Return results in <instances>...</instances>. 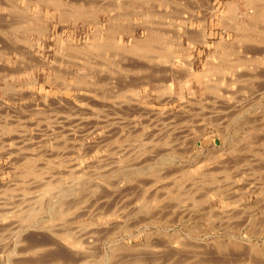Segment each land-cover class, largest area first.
Returning <instances> with one entry per match:
<instances>
[{
    "label": "rangeland",
    "instance_id": "rangeland-1",
    "mask_svg": "<svg viewBox=\"0 0 264 264\" xmlns=\"http://www.w3.org/2000/svg\"><path fill=\"white\" fill-rule=\"evenodd\" d=\"M176 1L0 0V264H264V41L235 81L249 0Z\"/></svg>",
    "mask_w": 264,
    "mask_h": 264
},
{
    "label": "bare ground",
    "instance_id": "bare-ground-1",
    "mask_svg": "<svg viewBox=\"0 0 264 264\" xmlns=\"http://www.w3.org/2000/svg\"><path fill=\"white\" fill-rule=\"evenodd\" d=\"M70 1V0H69ZM136 1V0H135ZM163 1V0H162ZM182 1V0H181ZM85 2V1H84ZM132 2V1H131ZM148 2V1H147ZM176 2H178V0L176 1ZM180 2V1H179ZM264 2V0H249L248 2H245V4H246V7L247 8H251L252 10H250L249 11V13H252L254 16H255V18H251V19H249L248 21H245V20H241L242 19V17H240L239 15H238V10H239V6H238V4H237V2L236 3H233L234 5L233 6H231V7H229L228 6V13L226 14V15H228V17H229V19H230V22L228 23V24H225V22L227 21V19L225 20V22H224V24L222 23V21H221V24L224 26V28H225V30L229 33V35L230 36H233V40L231 41V42H229V43H221L217 48H219L220 49V51H222V53H225L224 55H227L228 57H230V59L228 58V64H229V62H232L231 64H230V66L231 67H228V68H230V69H233V70H230L232 73H233V76L234 75H236L239 71H238V68H237V64L239 63V61H241L240 59H238L237 57H239L238 55H240L241 53L240 52H242V51H239V49L241 48V47H243L242 45L243 44H245V42L247 43L248 41H246V38L247 37H252V36H254V37H256L255 38V41H256V39H258V41H259V39L261 40V41H264V23L262 24V23H260V22H262V20H263V22H264V11H263V9H264V7H263V3ZM70 3V2H69ZM146 3V2H145ZM161 3V2H160ZM182 3V2H181ZM71 4H74V5H77V6H79V7H82V5H83V2L82 3H79L78 1H76V2H72ZM84 4H86V3H84ZM163 4V3H162ZM199 4V3H198ZM142 5V4H141ZM150 5V4H149ZM153 5V4H152ZM151 5V6H152ZM165 5V4H164ZM163 5V6H164ZM189 5V4H188ZM146 6V5H145ZM163 6L161 7V8H163ZM195 6V5H194ZM197 6V5H196ZM201 6V5H200ZM124 7V6H123ZM144 7V6H143ZM147 7V6H146ZM159 7V6H158ZM174 7H178L179 8V6H176V5H174ZM83 8V7H82ZM82 8H81V10H82ZM190 8V7H189ZM246 8V9H247ZM183 9V8H182ZM187 9V8H186ZM84 10H87V9H85V8H83V10L82 11H84ZM172 10L173 11H175L173 8H172ZM178 10V9H177ZM67 11V10H66ZM184 11V10H183ZM206 11V10H205ZM227 11V10H226ZM170 12V11H169ZM248 12V11H247ZM123 13V12H122ZM121 13V14H122ZM205 13V12H204ZM246 13V12H245ZM84 14V13H83ZM181 14V13H180ZM210 14H212V13H210ZM209 14V15H210ZM241 14V13H240ZM171 15V14H170ZM173 15V14H172ZM176 15V14H175ZM189 15V14H188ZM168 16V15H167ZM179 16V15H178ZM181 16V15H180ZM192 16V15H191ZM211 16V15H210ZM243 16V15H242ZM10 17V16H9ZM169 17V16H168ZM177 17V16H176ZM182 17V16H181ZM188 17V16H187ZM169 18H172L171 16L169 17ZM206 18V17H205ZM222 18H224V17H222ZM16 19V18H15ZM187 19V18H186ZM204 19V18H203ZM202 19V20H203ZM0 20H2V19H0ZM10 20V19H9ZM200 20V19H199ZM257 20H260L259 22L257 21ZM201 21V20H200ZM199 21V22H200ZM159 22H160V20H159ZM170 22V21H169ZM228 22V21H227ZM19 23V22H18ZM9 24V23H8ZM15 24H17V23H15ZM119 24V23H118ZM172 24H174L173 22H172ZM185 24V23H184ZM221 24H220V26H221ZM175 25V24H174ZM199 25H201L200 27H199V29L197 30V31H199L198 33H196L195 32V30L197 29H194V28H188V27H184L183 28V26L181 27V29H183V30H180L178 33H176V35L174 34V36H172V37H176L175 38V40L173 41V42H175V44L171 41V43L173 44V45H176V51H177V49L181 52V51H183V49L185 48L184 47V44H185V39H186V42L188 43V45H189V48L190 47H193L194 45V43H195V41H197L198 39H199V36H200V41H202L203 43L204 42H206V40H205V38H207V29H206V24L205 23H203L202 22V24H201V22H200V24ZM147 26V25H146ZM145 26V27H146ZM173 26V25H172ZM175 26H177V25H175ZM181 26V25H180ZM219 26V27H220ZM147 28H150V27H147ZM147 28H145V29H147ZM151 28H153V27H151ZM221 28H223L222 26H221ZM157 29V28H156ZM159 29V28H158ZM169 29H171V28H169ZM176 29V28H175ZM174 29V30H175ZM154 30V29H153ZM149 31V34H148V41L146 42V43H137L135 46H133V47H135V51L137 50L138 52H140V51H142V50H145V48L148 46V45H151V44H153V43H155V39L156 38H158V33L157 32H159L160 31V29H159V31ZM161 30H163V29H161ZM166 30H168V29H166ZM165 30V31H166ZM177 30V29H176ZM175 30V31H176ZM148 31V30H147ZM164 31V30H163ZM162 31V32H163ZM169 31V30H168ZM177 32V31H176ZM164 33V32H163ZM165 34V33H164ZM168 34V33H167ZM173 34V33H172ZM171 34V35H172ZM227 35V34H226ZM147 38V37H146ZM198 38V39H197ZM202 39V40H201ZM199 41V40H198ZM221 42H222V40H220ZM254 41V40H253ZM106 43H110V41L108 40V42L107 41H105ZM241 42H243V44L241 43ZM103 43V42H102ZM149 43H151V44H149ZM169 43H170V40H169ZM186 43V44H187ZM220 43V42H219ZM108 44H106V45H108ZM111 44H113V43H111ZM249 44V43H248ZM254 44V43H253ZM252 44V45H253ZM259 44H260V42H259ZM257 45V49L259 48L258 46H261V45ZM153 45H155V44H153ZM152 45V46H153ZM110 46H112L113 47V45H110ZM157 46V45H156ZM248 46H250V45H248ZM254 46H256L255 44H254ZM253 46V47H254ZM264 46V45H263ZM252 47V46H251ZM250 47V48H251ZM253 47H252V49H253ZM151 48V47H150ZM255 48V47H254ZM262 49L261 50H253V53L251 54V55H259V57L258 58H264V47H261ZM242 49H244V47L242 48ZM252 49H249V47L247 48V47H245V50H246V52L249 50L250 52H251V50ZM175 50V49H174ZM218 50V49H217ZM136 51V52H137ZM116 52V51H115ZM246 52H243V53H245L246 55H247V53ZM238 53H240V54H238ZM249 53V52H248ZM214 54V53H213ZM244 54V55H245ZM117 55H119L120 56V54H117ZM142 55V54H141ZM152 56L151 55V53L149 54L148 53V56ZM220 55V54H219ZM218 55V56H219ZM246 55L245 56H243V57H246ZM249 55H250V53H249ZM118 56V57H119ZM143 56H144V54H143ZM214 56V55H213ZM227 56H225V58L223 57L222 58V56L221 57H218L219 58V62L220 63H222V61H221V59L220 58H222V60L224 61L225 59H226V57ZM241 56H242V54H241ZM241 56H240V58H241ZM248 56V55H247ZM252 56V57H253ZM257 56H256V58H257ZM175 57V56H174ZM173 57V58H174ZM183 57V56H182ZM189 57H191V56H189ZM251 56H249V58H252ZM151 58V57H150ZM173 58H172V60H173ZM185 58H186V56H185ZM188 58V57H187ZM253 58H255V57H253ZM109 59V58H108ZM169 59V61H170V58H168ZM184 59V57L181 59V58H179V57H177V59H175L174 61H176L177 60V62H175V63H178L179 64V68H178V70L181 68V67H183V66H185V64L187 65V66H185L186 67V69H182V70H184V72L186 73V75H187V73H189V75H191L192 74V72H193V59H185V60H183ZM232 59V61H229V60H231ZM241 59H243V58H241ZM107 60V59H106ZM112 60V59H111ZM259 60V59H258ZM264 60V59H263ZM261 61V60H259V61H261V63H264V61ZM109 61V60H108ZM227 60H225V62H226ZM243 61V60H242ZM241 61V62H242ZM257 61V60H256ZM258 61V62H259ZM113 62H115V61H113ZM170 63H173V62H170ZM115 64V63H114ZM223 64V63H222ZM242 64V63H241ZM240 64V65H241ZM117 65V64H116ZM140 65V64H139ZM137 66L138 68H141L140 66ZM171 65V64H170ZM170 65H167L169 68L170 67H173L172 65L170 66ZM245 65V64H244ZM253 65V64H252ZM109 66V65H108ZM135 66V67H136ZM165 66V65H164ZM241 66H243V65H241ZM246 66H248L247 64H246ZM245 66V67H246ZM255 66V65H254ZM166 67V66H165ZM164 67V68H165ZM258 66H256V68H257ZM144 67H142V69H143ZM235 68V69H234ZM237 68V69H236ZM259 68V67H258ZM137 69V68H136ZM168 69V68H167ZM166 69V70H167ZM222 68L220 67V70H221ZM253 69V68H252ZM262 69V68H261ZM260 69V70H261ZM108 70H109V68H108ZM113 70V69H112ZM144 70H145V68H144ZM164 71V72H167V71H169L170 69H168L167 71ZM177 70V71H178ZM182 70H179V72L177 73L178 75H177V77L179 76V77H181L180 76V74H181V71ZM186 70V71H185ZM213 70V69H212ZM211 70V71H212ZM225 70V69H224ZM228 70V69H227ZM257 70V69H256ZM263 70H264V68H263ZM146 71V70H145ZM144 71V72H145ZM172 71V70H171ZM258 71V70H257ZM256 71V72H257ZM175 72H176V70H175ZM174 72V73H175ZM183 72V71H182ZM229 72V71H228ZM241 72L242 71H240V73H238L237 75H236V80L235 81H237V79H238V75H240L241 74ZM264 72V71H263ZM162 73H163V71H162ZM170 73V72H169ZM180 73V74H179ZM243 73V72H242ZM260 73V72H259ZM144 74V73H143ZM171 74V73H170ZM173 74V73H172ZM183 74V73H182ZM181 74V75H182ZM206 74V73H205ZM255 74H257V73H255ZM161 75V74H160ZM183 75H185V74H183ZM260 75V74H259ZM167 76V75H166ZM169 76V75H168ZM167 76V77H168ZM172 76H174V75H172ZM172 76H171V79H172ZM229 76H231L230 75V73H229ZM232 76V77H233ZM238 76V77H237ZM240 76H243V75H240ZM250 76H252V74H250ZM258 76V75H257ZM157 77V76H156ZM159 77V79H161L162 77H160V76H158ZM178 77V78H179ZM261 77V76H260ZM174 78V77H173ZM175 78H176V76H175ZM226 78H227V76H225V80H226ZM228 78H231V77H228ZM228 78H227V80H228ZM240 78V77H239ZM262 78V77H261ZM156 79H158V78H156ZM165 79H166V77H165ZM180 79V78H179ZM162 80V79H161ZM173 80V79H172ZM230 80V79H229ZM228 80V81H229ZM234 80V79H233ZM241 80V79H240ZM243 80V79H242ZM241 80V81H242ZM231 81V80H230ZM256 80H254V81H252V82H255ZM260 82H258V84H259ZM263 84V82H261V85ZM256 85V84H255ZM260 85V86H261ZM158 86H160V84H158L157 85V87ZM162 86V85H161ZM170 86V85H169ZM173 86V85H172ZM206 86H208V85H206ZM264 86V85H263ZM209 88L211 87V85L210 86H208ZM213 87V86H212ZM158 88H160V87H158ZM171 89V88H170ZM169 89V90H170ZM212 89V88H211ZM252 89V88H251ZM262 89V88H261ZM64 210V209H63ZM61 211V210H60ZM63 212V211H62ZM33 243V242H32ZM35 243V242H34ZM37 243V242H36ZM53 243V242H52ZM40 244V243H39ZM49 244V243H48ZM42 245V244H41ZM44 245V244H43ZM42 245V246H43ZM52 245V244H51ZM55 245V247H56V244H54ZM37 246H38V244H37ZM48 246H50V245H48ZM52 247H53V245H52ZM60 247V246H59ZM31 248V247H30ZM57 248V247H56ZM64 248V247H63ZM62 248V249H63ZM61 249V250H62ZM65 249V248H64ZM56 250V249H55ZM54 250V251H55ZM230 250V249H229ZM56 252H57V250H56ZM62 252V251H61ZM228 253H229V251H227ZM227 252H225L226 254H227ZM234 252V251H233ZM65 253V252H64ZM222 253V252H221ZM235 253V252H234ZM247 253V252H246ZM57 254H59V253H57ZM60 254H62V253H60ZM225 254V255H226ZM231 254V253H230ZM236 254V253H235ZM243 254V253H242ZM248 254V253H247ZM69 255V254H68ZM70 255H71V253H70ZM170 255V254H169ZM173 255V254H172ZM232 255V254H231ZM236 255H238V254H236ZM72 256V255H71ZM211 256V255H210ZM222 256H224V255H222ZM227 256V255H226ZM239 256V255H238ZM251 256V255H250ZM55 257V256H54ZM53 257V258H54ZM57 257H58V255H57ZM60 257H61V255H60ZM68 257V256H67ZM163 257V256H162ZM164 257H166V256H164ZM184 257V256H183ZM186 257V256H185ZM237 257V256H236ZM252 257V256H251ZM52 258V259H53ZM71 258V257H70ZM74 258V257H73ZM152 258V257H151ZM154 258V257H153ZM159 258V257H158ZM161 258V257H160ZM169 258V257H168ZM203 258H205V257H203ZM206 258H207V256H206ZM215 258V257H214ZM256 258V257H255ZM62 259H63V257H62ZM61 259V260H62ZM68 259V258H67ZM157 259V258H156ZM176 259V258H175ZM186 259H188L187 257H186ZM190 259V258H189ZM188 259V260H189ZM209 259V258H208ZM224 259H227V258H224ZM231 259V258H230ZM229 259V260H230ZM54 260V259H53ZM147 260V259H146ZM153 260V259H152ZM162 260V259H161ZM167 260V259H166ZM200 260V259H199ZM202 260V259H201ZM203 260H205V259H203ZM215 260V259H214ZM223 260V259H222ZM221 260V261H222ZM228 260V259H227ZM225 261V260H223L224 262L223 263H221V264H233L235 261H236V259H232V260H230V262L229 261ZM233 260H235V261H233ZM38 261V260H37ZM56 261V260H55ZM71 261V260H70ZM69 261V262H70ZM139 261V260H138ZM154 261H156L155 259H154ZM176 261V260H175ZM174 261V262H175ZM194 261V260H193ZM210 261H211V263H210ZM210 261H208L210 264H214V261L212 262V260H210ZM217 261H219V260H217ZM240 261V260H239ZM61 262V261H60ZM63 262V261H62ZM146 262V261H145ZM152 262V261H151ZM163 262H165V261H163ZM168 262H169V260H168ZM180 262V261H179ZM178 262V263H179ZM183 262V261H182ZM195 262H196V260H195ZM198 262V261H197ZM233 262V263H232ZM238 262V261H237ZM243 262V261H242ZM242 262H240V263H242ZM150 263V261L148 262V264ZM159 263V262H158ZM161 263H162V261H161ZM160 263V264H161ZM177 263V264H178ZM215 263L217 264L218 262H216V260H215ZM239 263V262H238ZM237 263V264H238ZM239 263V264H240ZM262 263V262H261ZM260 263V264H261ZM50 264V263H49ZM65 264V263H64ZM127 264V263H126ZM165 264V263H164ZM182 264V263H181ZM194 264V263H193ZM204 264H208V263H204ZM252 264V263H251ZM254 264V263H253ZM259 264V263H258Z\"/></svg>",
    "mask_w": 264,
    "mask_h": 264
},
{
    "label": "crops",
    "instance_id": "crops-1",
    "mask_svg": "<svg viewBox=\"0 0 264 264\" xmlns=\"http://www.w3.org/2000/svg\"><path fill=\"white\" fill-rule=\"evenodd\" d=\"M2 33L0 32V37H1ZM0 47H4V44L0 43Z\"/></svg>",
    "mask_w": 264,
    "mask_h": 264
}]
</instances>
